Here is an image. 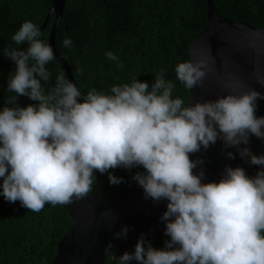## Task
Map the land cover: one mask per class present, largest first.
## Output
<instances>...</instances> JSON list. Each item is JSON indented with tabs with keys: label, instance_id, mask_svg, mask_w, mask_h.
Listing matches in <instances>:
<instances>
[{
	"label": "clouds",
	"instance_id": "1",
	"mask_svg": "<svg viewBox=\"0 0 264 264\" xmlns=\"http://www.w3.org/2000/svg\"><path fill=\"white\" fill-rule=\"evenodd\" d=\"M41 35L36 24L25 21L12 41H27V49H4L17 65L7 86L16 96L0 110L4 199L40 212L46 204L70 205L86 197L95 172L109 173V183L115 185L123 178L110 170L142 167L133 179L145 199L167 201L160 219L169 239L157 249L141 234L134 252H124L119 264H264V169L250 177L242 167L225 166L219 182L203 183V170L193 171L203 160L191 159L221 140L223 149L235 147L251 164L264 166V155L240 148L252 135L264 139V116H256L264 94L253 88L235 94L231 88L214 101L185 106L183 99L173 98L175 85L163 70L151 86L134 79L113 86L111 94L92 88L83 97L60 72L45 93L41 81H49L46 65L55 54ZM63 46L70 48L71 39L65 38ZM106 56L118 59L111 51ZM206 70V62L196 60L178 64L175 72L193 89L202 86ZM258 83L264 86V80ZM18 95L38 103L20 107ZM226 155L235 158L232 152ZM127 234L128 227L122 226L114 238L126 239ZM111 248L109 243L105 252Z\"/></svg>",
	"mask_w": 264,
	"mask_h": 264
},
{
	"label": "trees",
	"instance_id": "2",
	"mask_svg": "<svg viewBox=\"0 0 264 264\" xmlns=\"http://www.w3.org/2000/svg\"><path fill=\"white\" fill-rule=\"evenodd\" d=\"M52 1L0 0L1 106H7L8 99L16 96L7 87L14 61L4 54V49H20L25 44L26 41L21 45L12 41L23 22L32 21L41 30ZM206 1L66 0L55 33V49L68 63L82 97L92 88L111 94L113 86L130 84L134 79L151 86L157 73L163 70L165 79L175 85L173 98L183 99L186 105L189 89L177 79L175 69L178 64L190 61L188 49L207 24ZM214 7L233 22L264 28V0H214ZM53 20L52 15L39 37L46 43ZM65 38L71 39L70 48L63 46ZM27 47L28 44L23 50ZM109 51L118 59H108ZM119 64L124 67L120 68ZM46 68L51 76L48 82L41 83L48 93L62 70L54 60ZM77 69H82L83 74ZM24 98L26 106L38 103ZM250 150L257 156L264 155V139L259 138ZM240 167L250 177L264 169V166L251 164L247 157ZM143 171L142 167L112 169V175L123 178L122 183L115 185L109 183V173L95 172L96 180L87 196H115L134 184L133 176ZM70 226L71 219L60 205L46 204L42 211L32 212L19 201L5 200L0 188V264H48ZM167 239L169 237L150 241L154 248L162 249ZM116 255L113 249L105 264H116Z\"/></svg>",
	"mask_w": 264,
	"mask_h": 264
},
{
	"label": "water",
	"instance_id": "3",
	"mask_svg": "<svg viewBox=\"0 0 264 264\" xmlns=\"http://www.w3.org/2000/svg\"><path fill=\"white\" fill-rule=\"evenodd\" d=\"M66 0H53L44 19L43 31L53 15L54 20L48 35V44L53 48L55 63L65 74L66 79L75 83L68 63L57 53L54 45L55 33L62 17ZM207 24L196 36L188 49L190 61L204 60L207 74L202 86L189 89L186 105L196 102L214 101L227 95L234 88L235 94L253 88L264 94V28H255L245 23L233 22L222 16L214 7V0L206 1ZM28 42L19 49L23 50ZM16 63L13 65V75ZM16 95V93H15ZM17 105L25 107L23 96H17ZM2 110V108H0ZM256 116H264V99L257 101ZM259 138L252 135L249 144L240 148H252ZM235 147L223 149V141L218 140L207 150L191 154V159L203 160L193 171L204 172L202 182H219L225 166L240 167L245 158L239 151L234 159L226 153ZM223 149V150H222ZM166 200L155 202L145 199L143 188L137 182L112 197L95 198L86 196L74 200L63 207L71 219V226L56 247V252L48 264H105L107 255L116 249V264L124 252L132 253L137 240L144 234L146 241L163 239L165 222L160 218L166 211ZM102 215V213H109ZM122 226L128 227L127 238H114ZM112 248L105 252L108 244ZM131 261L130 264H133Z\"/></svg>",
	"mask_w": 264,
	"mask_h": 264
},
{
	"label": "flooded vegetation",
	"instance_id": "4",
	"mask_svg": "<svg viewBox=\"0 0 264 264\" xmlns=\"http://www.w3.org/2000/svg\"><path fill=\"white\" fill-rule=\"evenodd\" d=\"M7 106H11V105H7ZM3 107H5V106H1V105H0V108L3 109ZM236 150H237V148H234V150L232 151V153L234 154V153L236 152Z\"/></svg>",
	"mask_w": 264,
	"mask_h": 264
},
{
	"label": "rangeland",
	"instance_id": "5",
	"mask_svg": "<svg viewBox=\"0 0 264 264\" xmlns=\"http://www.w3.org/2000/svg\"><path fill=\"white\" fill-rule=\"evenodd\" d=\"M24 97V96H23Z\"/></svg>",
	"mask_w": 264,
	"mask_h": 264
}]
</instances>
